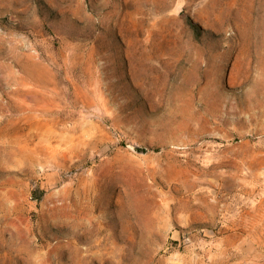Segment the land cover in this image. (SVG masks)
<instances>
[{"label": "rangeland", "instance_id": "1", "mask_svg": "<svg viewBox=\"0 0 264 264\" xmlns=\"http://www.w3.org/2000/svg\"><path fill=\"white\" fill-rule=\"evenodd\" d=\"M0 264H264V0H0Z\"/></svg>", "mask_w": 264, "mask_h": 264}]
</instances>
